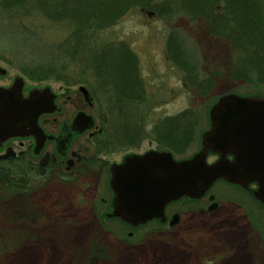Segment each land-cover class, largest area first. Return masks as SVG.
Listing matches in <instances>:
<instances>
[{
	"label": "rangeland",
	"instance_id": "rangeland-1",
	"mask_svg": "<svg viewBox=\"0 0 264 264\" xmlns=\"http://www.w3.org/2000/svg\"><path fill=\"white\" fill-rule=\"evenodd\" d=\"M45 1L24 0L6 10L0 6V63L11 74H22L28 85L38 82L23 73L27 65H42L56 74L64 71L63 76L72 82L52 78L39 83L51 85L56 92L61 87L87 90L94 97L89 112L97 122L104 124L103 120L110 117L111 138L103 143V150L89 151L93 173L69 183L55 178L40 180L34 172L23 177L11 168L8 176L19 189H0V264H28L23 263L25 255L38 248L43 249L39 264H90L96 250L103 256L95 264H264V207L222 182L212 188L224 201L220 212L206 215L199 211L200 205L178 204L173 209L187 214L176 229L153 224L129 237L128 230L104 220L103 215L112 198L107 183L109 166L134 152L165 150L157 142L160 133L196 126L185 152L177 155L172 150L177 159H188L200 149L201 137L210 127V110L220 98H264V83L232 78L239 56L234 45H239L212 35L206 20L198 25L185 12L186 0H176L173 6V0L149 1L157 12L166 13L162 9L165 2L172 16L156 13L148 3L141 6L148 0H105L130 9L114 27L100 32L98 50L124 43L135 57L143 84L141 95L134 101L123 102L112 96L115 102L107 103L106 96L93 86V73L83 69L85 60L81 62L80 55H74V39L68 38H73L75 26L69 21L48 20L42 14ZM254 2L260 12L259 23L264 25V0ZM222 16L227 21L232 19ZM213 22L220 25L215 19ZM232 24L223 22L220 28L232 36ZM170 37H175L180 50L187 51L192 65L197 64L199 76L216 73L215 86L206 97L190 89L184 73L170 62ZM254 49L245 45L240 56L247 58ZM71 110L67 107L68 113Z\"/></svg>",
	"mask_w": 264,
	"mask_h": 264
},
{
	"label": "water",
	"instance_id": "water-1",
	"mask_svg": "<svg viewBox=\"0 0 264 264\" xmlns=\"http://www.w3.org/2000/svg\"><path fill=\"white\" fill-rule=\"evenodd\" d=\"M19 82L6 93L0 109V128L12 136L21 135L19 131L27 124L36 125L43 113L34 99L39 91L33 90L24 100L23 79ZM81 91L89 96L84 88ZM209 119L202 148L190 159L178 161L170 152L149 151L112 167V215L138 226L162 218L172 202L201 199L220 180L241 187L264 205V98L223 96L211 108ZM210 154L219 158L209 163Z\"/></svg>",
	"mask_w": 264,
	"mask_h": 264
},
{
	"label": "trees",
	"instance_id": "trees-1",
	"mask_svg": "<svg viewBox=\"0 0 264 264\" xmlns=\"http://www.w3.org/2000/svg\"><path fill=\"white\" fill-rule=\"evenodd\" d=\"M18 1L19 2H16V0H4L0 3V6L6 10L12 6L18 5V3L24 0ZM149 1L150 0L146 1L141 6L146 7L148 3L149 9L153 8L154 10V6L152 7ZM175 1L176 0L171 1L170 5L173 6ZM51 5L52 0H46L42 4V14L53 22L69 21L75 26L73 38H68L70 40L74 39V55H80L79 60L81 62L85 60L87 64L85 65L83 62L81 64L83 69L93 73L96 79L93 86L97 91L102 92L106 96L107 103H111V101L112 103L115 102V96L123 102L134 101L139 97L143 91V84L140 82L138 71H136L133 53L128 51L124 43L116 44V48L111 49H109V47L115 45L108 44L100 52V49L98 50L99 47H97V39L100 32L114 27L117 21L125 15L130 8L124 7L123 9V3L105 0H54V5H52L54 10L51 8ZM163 5L162 9H164L166 13L162 10H158L157 12L155 9L154 11L159 14L168 13V16H172L173 11H170V6L168 7L165 2ZM219 6L220 9L217 8ZM221 6L225 7L221 9ZM257 7L258 4H256L254 0H186L185 8L187 15L197 22L198 25H200V23L203 25L206 20L207 25L209 24L210 26L208 30L212 35L239 45H234L235 51L239 56L233 68L232 78L235 80H244L249 83H264V25L259 23L260 19L258 16L260 12ZM158 9H161V7H158ZM222 15H228L232 19L227 21L224 19L225 16ZM214 19L220 23V25L214 23ZM211 22L214 23L216 27L213 26ZM223 22L233 23L232 29L234 31L232 36L225 34L222 28H220ZM225 26L226 24L223 25L224 28ZM228 28L230 29V26ZM85 33L86 35H84ZM167 44L168 58L171 63L184 73L188 87L194 90L198 95L200 94V96L203 95L206 97V94L215 86V78H217L216 73L208 75L203 74V77L199 76L200 71L198 70L197 64L195 66L192 65L187 51L183 52L180 50L179 46L176 44L175 37H170ZM63 45L65 44L61 46ZM245 45L250 47V49H255L249 57L242 58L240 56V51L243 50ZM56 73L55 70L51 68L45 69L42 65H27L24 67V74L34 82H41L52 78L56 81L65 82L66 80L72 82L67 78L68 76H63L62 73H64V71L60 73L59 70L58 74ZM112 96H114V98ZM110 109L112 110L114 108ZM111 110L108 112L109 116L112 114ZM110 124H112V121H110ZM195 128L196 126H191L188 128L189 130L176 129L164 135L160 133L162 136L160 139H157V142L171 151L174 150L176 154H182L185 152L186 146L191 142ZM15 171H17L18 174L25 172L26 175L33 173V170L27 164L24 167L15 168ZM0 172L6 176L11 174V171L7 170H2ZM17 172H15L16 175H18ZM8 177L9 178H5V176L2 175L0 176V189H19L17 185H14L13 179L10 178V176ZM96 251L97 253L94 254L90 264H95L96 261L98 262V258L103 256L99 253V250Z\"/></svg>",
	"mask_w": 264,
	"mask_h": 264
},
{
	"label": "flooded vegetation",
	"instance_id": "flooded-vegetation-1",
	"mask_svg": "<svg viewBox=\"0 0 264 264\" xmlns=\"http://www.w3.org/2000/svg\"><path fill=\"white\" fill-rule=\"evenodd\" d=\"M19 79H23L24 82L21 94L24 100L31 97L33 90L39 91V93L36 94L38 96L34 97V99L35 101H39L37 104H39L43 113L39 115L36 125L34 122H32L31 125H25V127L19 131L21 135L12 136L10 133L0 128V170L11 171V168L14 170L21 166L24 167L27 164L31 167L33 172L39 176L40 180L55 178L62 183H69L93 173V171H91V164H93V161H91V158L88 156L89 151L91 152V150L94 149L97 153L103 150V143H105V141L107 143V138H111L109 129L112 126L110 120L106 118L103 120L104 124H99L89 112V109L94 106V97L91 95L86 96L79 90H63L62 87L59 92H56L51 85H41L39 82L35 83V85H28L22 74H11V71L0 63V109L4 105L6 93L11 91L15 83H20ZM46 88H49L51 92L45 93L46 91L44 89ZM254 98L262 99V97ZM69 106L72 109L70 113L67 112V107ZM88 116L89 120L86 118L85 120L88 121L83 124L85 121L84 117ZM118 129L120 130V128ZM203 135L201 137L200 149L198 152L202 148ZM92 144L95 145L94 148L91 146ZM149 151L169 152L170 150L166 148L165 150H148L143 153L134 152L122 157L119 162L109 166L107 183L112 197L113 192L110 188L112 167L122 165L124 160L131 155H144ZM172 153L174 158L179 161V159H177V155L179 154L176 155L173 151ZM210 158H214V160L210 162L213 163L219 157L210 154L209 159ZM229 159L232 160L233 158L229 156ZM19 175L24 177L25 172ZM221 182L250 197L258 206L264 207L260 205L248 191L239 186L227 183L223 180L217 181L215 184ZM212 188L199 200L182 198L168 204L164 209V216L162 218H154L138 226H133L121 218L113 216L112 213L114 212V208L111 200L107 204V212L103 214L104 220L118 223L124 229L128 230L129 237H133L138 230L153 224L168 229H176L182 222L183 217L187 214V211L173 209L178 204L186 202L198 206L200 205L199 211L206 215L214 216L220 212L224 201L222 198L217 197ZM251 188L257 189V186L252 185ZM176 219L177 222L175 223Z\"/></svg>",
	"mask_w": 264,
	"mask_h": 264
},
{
	"label": "bare ground",
	"instance_id": "bare-ground-1",
	"mask_svg": "<svg viewBox=\"0 0 264 264\" xmlns=\"http://www.w3.org/2000/svg\"><path fill=\"white\" fill-rule=\"evenodd\" d=\"M42 248H38V249H34L32 251H29V254H26L25 257L23 259V263H28V264H39L41 257H42ZM27 255L29 256L30 259L27 258ZM55 257L57 258V254L55 255Z\"/></svg>",
	"mask_w": 264,
	"mask_h": 264
}]
</instances>
